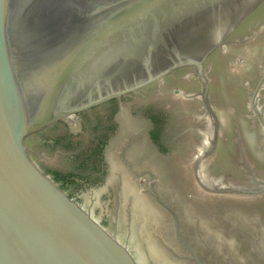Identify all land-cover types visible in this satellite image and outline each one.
<instances>
[{
  "label": "water",
  "instance_id": "water-1",
  "mask_svg": "<svg viewBox=\"0 0 264 264\" xmlns=\"http://www.w3.org/2000/svg\"><path fill=\"white\" fill-rule=\"evenodd\" d=\"M0 264H264V0H0Z\"/></svg>",
  "mask_w": 264,
  "mask_h": 264
},
{
  "label": "trees",
  "instance_id": "trees-1",
  "mask_svg": "<svg viewBox=\"0 0 264 264\" xmlns=\"http://www.w3.org/2000/svg\"><path fill=\"white\" fill-rule=\"evenodd\" d=\"M153 121H155V120H153ZM156 130H157V124H155L154 123V125H153V128L151 129V131H150V133H151V137H152V139L153 140H156ZM63 137H65L66 138V136H64L63 135ZM75 149V148H74ZM76 150V149H75ZM79 154V153H78Z\"/></svg>",
  "mask_w": 264,
  "mask_h": 264
}]
</instances>
